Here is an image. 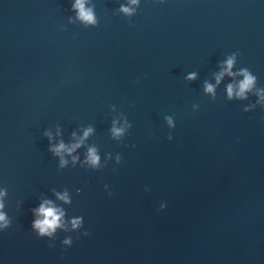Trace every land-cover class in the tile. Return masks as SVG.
<instances>
[{
  "label": "water",
  "instance_id": "water-1",
  "mask_svg": "<svg viewBox=\"0 0 264 264\" xmlns=\"http://www.w3.org/2000/svg\"><path fill=\"white\" fill-rule=\"evenodd\" d=\"M72 3L0 0V264H264V0H88L94 25ZM230 55L255 77L243 100L227 75L204 92ZM86 128L60 167L44 133ZM44 199L51 238L31 227Z\"/></svg>",
  "mask_w": 264,
  "mask_h": 264
},
{
  "label": "clouds",
  "instance_id": "clouds-1",
  "mask_svg": "<svg viewBox=\"0 0 264 264\" xmlns=\"http://www.w3.org/2000/svg\"><path fill=\"white\" fill-rule=\"evenodd\" d=\"M88 0H73L71 5V9L75 12V18L85 25H94L95 17L91 7H87ZM138 0H127V6L121 5L119 11L125 15H131V13L135 10V6L137 5ZM235 57L234 55L228 56L220 65V71L215 74L214 84H209L205 82L204 84V92L212 95L214 94V89L216 85H218L223 76L227 75L232 78V83H228L225 85V93L228 99L236 98L239 100H243L246 98V95L253 91L255 85V77L244 68H241L238 72H233L232 68L234 65ZM242 77L237 80L236 77ZM195 78V74H189L186 79L192 80ZM257 97V103L264 106V89L256 88L255 93ZM247 110V109H245ZM169 126H171V120H167ZM128 127L126 123H122L120 127L116 126V121L113 120L111 134L114 138H118ZM92 132L91 128H86L83 130L81 136L79 138L76 137L75 133L72 134L73 143L65 145L62 140H57V142L53 145L52 134L49 132H45L44 135L49 140V151L59 158V165L63 167L67 161L64 159L65 155H68L71 158L73 164L76 163L77 157L73 156L72 153L75 152L77 148H79L86 137ZM57 137H59V130L56 133ZM119 160V157H117ZM99 156L94 147H89L86 152L85 160L82 161V164H87L91 168H96L98 166ZM58 201H62L67 204L69 202V198L66 192L61 193H53ZM6 196V192L3 188H0V231L7 228L9 225L8 217L6 216L4 209V198ZM31 212L34 216V219L31 222V227L35 231L38 237H48L51 238L57 228L64 227L63 216L64 212L61 208L57 207L51 200L44 199L39 205L33 209ZM71 228L76 229L80 224L79 218H73L69 221ZM64 245H68L70 243L69 239H65L62 241Z\"/></svg>",
  "mask_w": 264,
  "mask_h": 264
}]
</instances>
